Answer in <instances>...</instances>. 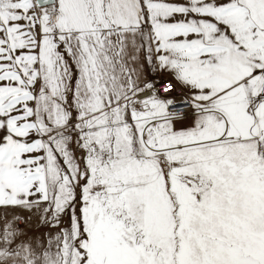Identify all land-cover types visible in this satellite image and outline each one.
Returning <instances> with one entry per match:
<instances>
[{
	"label": "snow or ice",
	"instance_id": "6c2138e0",
	"mask_svg": "<svg viewBox=\"0 0 264 264\" xmlns=\"http://www.w3.org/2000/svg\"><path fill=\"white\" fill-rule=\"evenodd\" d=\"M0 264H264V0H0Z\"/></svg>",
	"mask_w": 264,
	"mask_h": 264
}]
</instances>
